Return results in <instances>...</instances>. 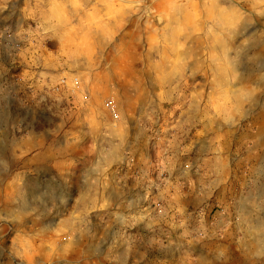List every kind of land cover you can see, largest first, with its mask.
Wrapping results in <instances>:
<instances>
[{"label":"rangeland","instance_id":"obj_1","mask_svg":"<svg viewBox=\"0 0 264 264\" xmlns=\"http://www.w3.org/2000/svg\"><path fill=\"white\" fill-rule=\"evenodd\" d=\"M252 34L264 35V0H0V121L8 122L14 109L23 113L15 117L23 126L30 122L28 110L63 118L66 151L81 158L66 167L70 187H89L95 179L92 151H128V143L136 151H174L177 143L182 151H257L250 138H236L252 118L246 105L256 97L235 85L241 52L251 46L242 39ZM63 78L68 86L56 90ZM15 136L20 134L0 137V264H91L84 257L96 252L88 247L108 243L117 249L152 238L151 225L159 222L138 216L155 210L149 203L132 205L129 216H107L84 202L66 217L59 199L67 189L53 174L46 183L58 196L46 201L47 189L35 184L43 172L10 168L8 149L22 146ZM251 165L248 160L235 167L240 183ZM210 209L226 210L224 204ZM204 214L200 207L185 220L191 223L188 238L202 235ZM218 224L201 236L205 242L220 240L225 225ZM161 243L174 242L162 236ZM182 243L181 251L170 253L181 263L226 259L214 245L195 249L190 243L189 251ZM249 248L228 254L240 264H264V227ZM113 254L120 262L123 250Z\"/></svg>","mask_w":264,"mask_h":264},{"label":"crops","instance_id":"obj_2","mask_svg":"<svg viewBox=\"0 0 264 264\" xmlns=\"http://www.w3.org/2000/svg\"><path fill=\"white\" fill-rule=\"evenodd\" d=\"M242 40L251 46L241 52V66L235 85L242 91L256 92V97L252 98L250 105H246L252 118L241 125L236 138H250L257 151H182L177 138L174 139L177 143L174 151H136L128 143V151H92L94 160L91 167L96 168L95 179L89 187L84 184L70 187V183L64 182L68 171L66 167L81 158L74 151H66L69 134H66L68 129L63 118L55 120L48 116L40 117L34 110H28L24 115L30 122L23 126L20 117L15 118L23 113L14 109L8 122L0 121L2 139L9 133L20 134L15 136V140L22 146L8 149L11 151L8 161L10 168H15L18 173V167L26 165L28 172H43L35 184L42 185L43 191L47 189L44 194L46 201L54 195L58 196L56 192L51 195L46 183L49 172L53 174L58 186L63 191L67 189L61 192L62 199H59L64 205L66 217L72 213L76 215L77 205L84 202H90L99 214L105 210L107 216L119 212L129 216L132 205H154L153 212L141 211L138 215L139 218L144 216L145 219L159 222L158 225H151L148 233L152 236L151 240L148 238L117 249L108 243L88 247L96 252L90 258L84 257L89 263L118 264L119 259L113 252L121 248L123 255L120 264H185L170 254L181 251V244L185 242L189 251L190 243L195 249H203L206 244L214 245L216 249L226 252V259L221 264H240L241 258L231 259L228 253L245 252L247 247L256 242L260 227H264L261 225L264 222V35L258 37L252 34ZM253 99H257V105ZM14 106L10 102V108ZM41 121L42 126L38 127ZM183 121L190 122V116H184ZM101 123L104 124L96 119L95 124ZM106 124H110L109 119H106ZM21 130L25 132L21 133ZM58 134L60 137H56ZM62 134L65 136L61 137ZM106 159V165H103ZM248 160L252 162L251 174L240 183L235 167L239 162ZM150 164H154L153 167H149ZM244 186L246 190L242 189ZM255 187L258 188L256 193L252 191ZM88 194L89 200L86 199ZM213 204H224L225 213L215 211L211 214L210 206ZM70 205H74V212H70ZM200 207L205 209L200 222L202 235L215 231L214 227L221 222L225 225V232L220 240L205 242L202 235L191 239L187 237L191 234V223L189 225L185 220L193 219V214ZM164 222L170 224L168 228L163 227L161 223ZM162 236L174 242L173 245L161 243ZM77 248L82 252L86 247ZM104 250L111 254L105 256L102 254ZM151 251L155 253L154 258L147 256V252Z\"/></svg>","mask_w":264,"mask_h":264},{"label":"built area","instance_id":"obj_3","mask_svg":"<svg viewBox=\"0 0 264 264\" xmlns=\"http://www.w3.org/2000/svg\"><path fill=\"white\" fill-rule=\"evenodd\" d=\"M79 79L78 78H74V80H73V82H72V87H74V88H80V84H79ZM68 86V82H67V80L65 79V78H63V79H61V81H60V83H59V85H58V87H56L55 89L56 90H60V89H64L65 87H67ZM110 107H111V111L113 112V113H115L116 112V109H115V107H114V105L112 104V102L110 101Z\"/></svg>","mask_w":264,"mask_h":264}]
</instances>
